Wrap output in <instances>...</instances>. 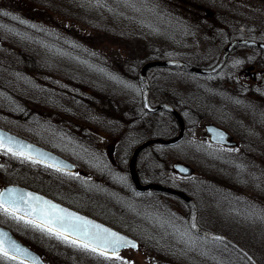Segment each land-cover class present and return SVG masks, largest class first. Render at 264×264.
<instances>
[{
    "label": "rangeland",
    "instance_id": "374dc122",
    "mask_svg": "<svg viewBox=\"0 0 264 264\" xmlns=\"http://www.w3.org/2000/svg\"><path fill=\"white\" fill-rule=\"evenodd\" d=\"M217 1L195 0L209 7L231 2ZM251 5L250 24L264 31V4L253 0ZM190 10L185 0H0V72L23 60L26 73L20 72L36 80L34 85L22 77L20 83L33 93L20 90L13 96L3 91L8 84L0 80V126L35 142L58 143L61 153L76 143V152L90 149L92 159L106 160L109 174L115 176L110 186L119 188L104 191L107 204L102 210L87 209L84 194L77 200L82 205H76L97 217H114L112 206L120 205L112 211L118 218L107 223L141 242L139 250L107 257L12 215L8 219L0 209V224L37 250L46 264H249L229 245L190 228L187 201L163 193H138L132 185L129 165L135 146L180 130L170 114L143 110L137 66L152 59H184L212 67L229 40L189 38L187 32L195 29ZM255 32L252 28L250 36L264 39ZM251 51L230 52L225 68L216 75L164 67L148 71L151 104L177 106L186 131L177 143L143 150L136 168L145 180L186 192L196 203L201 227L236 240L264 264V102L241 100L230 81V74L237 77L264 57L263 49ZM12 68L22 70L19 65ZM209 122L232 132L239 147L205 141L203 125ZM0 155L7 162L10 156L13 182L49 186L41 172L31 169L33 164L6 150ZM175 163L190 166L193 174L179 175ZM71 181L53 176L52 185L58 194L63 188L68 197ZM0 264L27 263L0 255Z\"/></svg>",
    "mask_w": 264,
    "mask_h": 264
},
{
    "label": "flooded vegetation",
    "instance_id": "af4514ba",
    "mask_svg": "<svg viewBox=\"0 0 264 264\" xmlns=\"http://www.w3.org/2000/svg\"><path fill=\"white\" fill-rule=\"evenodd\" d=\"M185 1L186 3H188L189 8H191L190 12L192 16H189V17L191 18V21L195 23V29H193L190 32L189 31L187 32L189 38L197 40V39H203L209 36L215 39H229L228 42L225 43V46L230 42V40H235V39H247V40H254L258 42H264L262 41L264 39L257 38V37L253 38L250 36L252 34L251 33L252 28L256 29L255 35H262V34L264 35V31L257 30L256 27L250 24L251 23L250 15L252 13L251 3L253 2V0H230L231 2L229 4L220 2L219 6L216 5V7L215 6L209 7L207 5H202L198 2H195V0L194 1L185 0ZM256 1L262 2L264 4V0H256ZM218 2L219 1L216 0V4ZM237 49L238 47H235L230 52L235 50V52L239 54H243V53L250 54L252 52L251 50L260 49V48L243 46L240 48V50L239 49L237 50ZM253 62L249 64L248 66L244 67L242 70H240L239 76L243 77L244 80L241 79L239 76L236 77L233 74L232 75L230 74L231 76L230 81L235 86L234 88L236 89L235 93L238 92L240 94V95L238 94L237 96L241 100L249 101L250 99L251 100L256 99V100L264 102V57L261 58L260 63H253ZM224 68H225V65L220 70V72ZM151 90H152V86L150 84V92ZM230 133L232 134V132ZM232 135L234 136V134ZM234 138L238 144L237 146L238 148L240 143L236 139L235 136ZM28 140L68 160L70 163H72L75 166V170L73 172L63 170V169H60V171H57L56 170L57 167L55 166L48 167L47 166L49 165L48 163H44V162L33 163L30 160L24 159L25 161L33 164L34 167H32L31 169H34V171H36L37 173L41 172V174L44 175L49 185L48 187H44V186L34 187L27 183L20 184V183L13 182V171H12L13 167H11L10 156L8 157V162H7L0 155V162H3V163H0V191H2V189H4L8 185H20L22 187H25L37 193H40L43 196H46L58 203L64 204L75 210L83 212L105 223H107L106 220H109V218H112V219L118 218V215L112 212L113 209L117 207L119 208L120 205L118 204L116 206H112L114 208L112 209L110 213L112 216L116 218L106 216V215H102L104 217L102 216L97 217L93 215L92 213L90 214L87 211L84 212L83 210L77 207V205H82L77 200L82 199L80 198V196L84 194L85 195L84 205L86 206L87 209H93L92 207L94 206L96 210L98 211L100 209L102 210L107 204V202L103 201L104 191L110 188H114V187L119 188V186H116V185L110 186V184L115 180V176L112 174H109L110 171L108 169V165L106 164L107 163L106 160L96 161L92 159V156H91L92 152L90 151V149H85V151L83 152H76L79 146L76 143H73L70 145V147L72 148V150H68L70 153L66 151L61 153L58 150L60 147L58 143L48 144V143L41 142V141L34 142L30 139ZM0 150H5V149L0 148ZM8 153L11 154L10 152ZM93 170H95V172H93ZM26 175H28V173ZM139 175H140V171H139ZM53 176H60L61 178L68 177L69 179L72 180L71 182H69L70 196L68 197L66 196L67 192H65L63 188L60 190L59 192L60 194L56 192V189H54L52 185ZM26 178H29V176H26ZM140 180L143 183L150 182L149 180L147 179L145 180V178H142L141 176H140ZM116 182H118V179ZM134 189L138 191V193L150 192L149 190H138L136 188ZM114 194L116 197H120L121 193L116 192ZM93 195H95L96 198H94ZM100 213H103V212L100 211ZM7 215L9 219L10 215L9 214ZM6 228L10 229L8 226ZM11 231L14 232L13 230ZM16 237L18 236L16 235ZM19 239L23 243L29 246V244L25 242L24 240H22V238H19Z\"/></svg>",
    "mask_w": 264,
    "mask_h": 264
},
{
    "label": "water",
    "instance_id": "95a60500",
    "mask_svg": "<svg viewBox=\"0 0 264 264\" xmlns=\"http://www.w3.org/2000/svg\"><path fill=\"white\" fill-rule=\"evenodd\" d=\"M238 45L259 47V48L264 49V43L238 39V40L232 41L231 43H229L225 47L220 61L213 68H207L206 69V68L195 67V66H192V65H190V64H188L182 60H152V61L146 62L142 66L140 73H139V80L141 83V87L143 88V107H144V109L148 112H156L159 110L170 112L178 120L179 125H180V132L178 133L177 136H175L173 138H169V139L152 138V139L146 140L142 144L138 145L134 149L132 157L130 159V172H131V175L133 177L132 178L133 184L138 190L152 189V190H156L159 192H165L168 194L177 195V196H180L181 198H183L184 200H186L191 205V208H192L191 216L189 219V225H190L191 229L196 234L201 235V236H205V237L213 239V240L222 241V242L228 244L229 246H231L232 248H234L235 250H237L239 253H241L252 264H258L256 259L245 248H243L241 245H239L233 239H231L225 235L213 233V232H210V231H207V230L201 228L197 224V221H196V204L194 203L193 199L189 195H187L183 191L173 189L171 187L165 186V185L160 184V183L142 184L140 179H139L138 173L136 171V167H135L137 157L143 149H145L146 147H148L151 144H163V145L173 144V143L179 141L183 137V134L185 131V121H184L182 115L173 106H171L170 104H166V103H161V104L156 105V106L150 105V103H149L150 85H149V81H148L147 75H146L147 71L153 67H181L188 72H194V73H200V74H214V73L220 71L222 69V67L224 66V64L227 60V56H228L229 51L233 47H236ZM203 128H204V133H203L204 138L208 139L210 143L223 145L226 147H236L238 145L237 142H235L233 140L232 135L226 129H224V128L216 125V124L207 123L204 125ZM0 135H3L6 143L8 142V140L10 138V140L14 146L15 145L31 146L28 149V151H30L36 159H40L44 163L51 164L55 167H59L60 169L67 170L70 172H73L75 170V166L72 163H70L68 160H66V159H64V158L44 149L42 147H40L39 145H37L33 142H30L29 140H27L21 136L16 135L13 132H10L9 130H5V129L0 127ZM39 154H43V155L41 156ZM173 169L181 176H190L194 172L193 168H191L190 166H188L184 163H175L173 165ZM7 189H14L15 190L14 195L17 197L20 194H26V193H32L34 195H38L40 197H43L44 200L51 201L53 204L59 205L60 208L67 209L68 212L75 213L76 215L83 217L86 220L92 221L94 224L100 225L102 228L109 229L111 232L117 233L119 236L124 237L127 241L130 242L128 245L121 246L118 249V252L115 254H113L111 252V250L109 249L106 252L107 255L119 254L127 248H131V249H135V250L139 249V241L137 239H135L134 237H132V236H130V235H128L122 231H119V230L111 227L110 225L105 224V223H103V222H101V221H99V220H97L91 216H88L82 212H79V211L74 210L70 207L62 205V204H60V203H58V202H56V201H54V200H52L46 196H43L40 193H37L35 191L29 190L27 188H24V187H21L18 185H9V186L5 187L2 191L6 192ZM34 203L35 202L33 201V204ZM21 207L27 208V205H21ZM0 233L4 234L3 236H0V239H3L5 241V247H8L9 244H14L24 254V255L18 256L17 259L24 261L26 263H29V264H45L44 260L42 259L41 255L39 253L32 250L30 247H28L27 245L22 243L20 240H18L16 238V236L9 229L0 225ZM71 238L72 237H70L69 239H71ZM131 244H135V247H132Z\"/></svg>",
    "mask_w": 264,
    "mask_h": 264
},
{
    "label": "snow or ice",
    "instance_id": "6c2138e0",
    "mask_svg": "<svg viewBox=\"0 0 264 264\" xmlns=\"http://www.w3.org/2000/svg\"><path fill=\"white\" fill-rule=\"evenodd\" d=\"M30 147L24 145L14 146L10 138L6 143L3 135H0V148H4L13 156L30 160L33 163H41L42 160L36 159L28 151ZM39 155L42 156L43 154ZM47 166L53 167L51 164ZM56 170L60 171V168L57 167ZM14 191V189H7L6 192L0 191V209L41 231L55 235L58 239L71 242L85 250L99 251L100 255H105L109 249L115 254L121 246L130 243L117 233L102 228L100 225L94 224L75 213L68 212L67 209L60 208L59 205L44 200L43 197L32 193L20 194L17 197L14 195ZM21 205H27V208H22ZM3 235V233H0V236ZM70 237H72L71 240ZM131 246L135 247V244H131ZM0 255L6 259L16 260L18 256L24 254L14 244L5 247V241L0 239Z\"/></svg>",
    "mask_w": 264,
    "mask_h": 264
},
{
    "label": "trees",
    "instance_id": "16d2710c",
    "mask_svg": "<svg viewBox=\"0 0 264 264\" xmlns=\"http://www.w3.org/2000/svg\"><path fill=\"white\" fill-rule=\"evenodd\" d=\"M21 59H22V57H21ZM13 65H16V66L19 65L22 70L12 68ZM22 66L26 67V64L25 65L23 64V60H22V63H19V64H12L11 66H8V67L4 66L5 68L4 67L3 68L6 70H1V72H0V80L5 82L6 84H8V88L5 85H4V89L2 88L3 91L8 92V96H13V95L17 94L18 92H20V90H21L20 93H27V92H29L28 94L33 93V91H30L31 87L29 88V90H26V89H28L29 86L24 85L23 83H20V82L24 81L22 79V77H23L25 79V81L27 80V81H30L32 83L34 82V85L36 84L35 79H33L29 76H25L24 73L20 72V71H24L26 73V71L24 70V68ZM138 69H140V65L137 66V71H138ZM8 76H9L10 81H8ZM34 85H32V86H34ZM0 91H1V88H0ZM46 97H47V99L49 98L52 100V96H46ZM59 99L57 102L61 103L63 101V99L61 97ZM18 102L23 103L21 101H18ZM50 102H52V101H50ZM16 105L19 106V104H16ZM12 107H15V104H13ZM155 136L166 137V138L168 137V136H164V135H155ZM155 181H159V180H155ZM159 182H161V181H159Z\"/></svg>",
    "mask_w": 264,
    "mask_h": 264
},
{
    "label": "bare ground",
    "instance_id": "6f19581e",
    "mask_svg": "<svg viewBox=\"0 0 264 264\" xmlns=\"http://www.w3.org/2000/svg\"><path fill=\"white\" fill-rule=\"evenodd\" d=\"M130 166V165H129ZM136 167V166H135ZM136 171L138 172L137 168H136Z\"/></svg>",
    "mask_w": 264,
    "mask_h": 264
}]
</instances>
